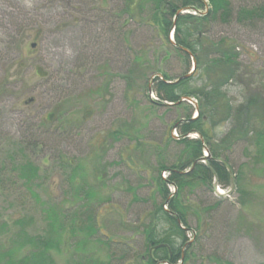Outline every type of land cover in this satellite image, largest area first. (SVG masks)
I'll return each instance as SVG.
<instances>
[{
    "label": "rangeland",
    "instance_id": "obj_1",
    "mask_svg": "<svg viewBox=\"0 0 264 264\" xmlns=\"http://www.w3.org/2000/svg\"><path fill=\"white\" fill-rule=\"evenodd\" d=\"M231 1L238 6L254 0ZM125 2L0 0V219L12 226L18 218H31L28 232H43V205L14 169L25 160L38 167L31 188L40 200L75 211L82 201L74 205L65 194L61 167L63 160L74 159L94 191L90 205L102 231L96 239L119 242L112 253L96 239L84 251L67 244L52 252L56 264H74L75 252L110 264H138L146 256L142 230L162 201L156 171L160 164L175 162L182 149L175 141V121L185 113L198 115V97L192 98L195 106L187 101L184 111L146 93L138 80L133 90L127 89L124 76L133 70L136 56L144 69L140 79L147 80L162 74L173 80L192 75L195 58L186 64L172 31L169 44L156 26L138 17L131 20ZM224 39L236 46L249 75L264 74V23L246 26L217 17L203 23L191 38L197 41L193 46L200 64ZM209 70L204 76L212 80ZM199 75L194 73L192 87L203 83ZM246 82L228 81L222 91L232 102L247 99L256 85ZM231 117L217 125L212 139L224 146L231 184L195 185L180 194L191 247L179 264L264 263V162H254L250 134L244 139L246 116ZM160 175L165 180L168 171ZM167 189L175 192L172 184Z\"/></svg>",
    "mask_w": 264,
    "mask_h": 264
},
{
    "label": "trees",
    "instance_id": "obj_2",
    "mask_svg": "<svg viewBox=\"0 0 264 264\" xmlns=\"http://www.w3.org/2000/svg\"><path fill=\"white\" fill-rule=\"evenodd\" d=\"M164 5L165 8L162 7ZM187 8L200 12L198 14L180 12ZM124 12L131 20L138 17L136 20L156 26L160 36L169 44L171 41L168 35L172 30L175 48L181 51L179 53H182L184 62L189 64V58H195L193 74L185 73L177 77L176 82L166 74L155 76L153 80L140 79L144 75V69L139 68L141 63H138L137 56L134 58L133 70L124 76L128 90H133L134 83L138 80L143 84L146 93L153 92L160 101L177 105L184 111H187L189 106L186 105V100H182L183 98L195 96L200 100L196 117L192 118L190 112L185 113V116L175 121L173 125L178 131L179 138L175 141H178L182 149L175 162L170 165L160 164L156 171L158 175L155 178V186L162 201L155 204V209L150 214L151 223L142 230L143 247L147 253L138 260V264H179L187 260L186 254L190 252L191 247L186 236L188 228L186 211L180 200L181 192L186 188L195 185L206 186L211 182L221 187L231 184V172L227 167V157L223 154L224 146L212 142L217 125L233 120L232 113L238 119L246 116L244 139L250 134L249 140L255 147L254 162H264V74L256 71L249 75L247 68L239 61L236 46L225 39L216 44L214 51L209 54L208 61L200 64L191 38L203 23L216 17L221 22L234 19L246 26L264 23V0H254L252 3L238 6H234L231 0H126ZM208 70L213 73L212 80L204 76ZM199 72L200 78L204 81L200 86L192 87L194 73ZM244 80H247L246 85L249 84V87L251 84L256 85V89H252V94L247 99L232 102L227 97L226 90L222 91L223 86L228 81L231 85H238ZM146 96L148 98L147 94ZM51 116L52 114H48L47 119ZM192 133L197 134V137L189 138L188 135ZM171 137L170 135L169 138ZM225 137L228 139L229 134ZM204 150L207 151V157L202 155ZM73 160H63L61 167L66 175L65 194L70 196V202L74 205L82 201L75 211L45 205L40 200L31 188L38 178V167L32 162L25 160L14 167L18 178L23 181L36 201L43 205L41 210L44 213L45 224L41 234L31 235L27 230L31 218H18L12 222V226L0 219V264H56L52 257L53 251L60 252L67 244H72L74 251H78V247L84 251L83 248L96 239L98 231L102 234L90 205L94 191L84 180L82 164ZM161 171H168L165 180L160 175ZM168 184L174 186V193H169ZM7 234L9 236L6 239ZM96 241L109 251L117 249L119 244L113 240L106 241L100 238ZM159 244L166 246L153 248ZM76 254L75 252L72 255L75 259L74 264H110L91 258L85 253ZM221 263L232 264L228 261Z\"/></svg>",
    "mask_w": 264,
    "mask_h": 264
},
{
    "label": "water",
    "instance_id": "obj_3",
    "mask_svg": "<svg viewBox=\"0 0 264 264\" xmlns=\"http://www.w3.org/2000/svg\"><path fill=\"white\" fill-rule=\"evenodd\" d=\"M31 47H34V44H31ZM177 81V80H176ZM158 246H165V244H159V245H157V246H155V247H158Z\"/></svg>",
    "mask_w": 264,
    "mask_h": 264
},
{
    "label": "bare ground",
    "instance_id": "obj_4",
    "mask_svg": "<svg viewBox=\"0 0 264 264\" xmlns=\"http://www.w3.org/2000/svg\"><path fill=\"white\" fill-rule=\"evenodd\" d=\"M194 62V61H193ZM195 64V63H194Z\"/></svg>",
    "mask_w": 264,
    "mask_h": 264
},
{
    "label": "flooded vegetation",
    "instance_id": "obj_5",
    "mask_svg": "<svg viewBox=\"0 0 264 264\" xmlns=\"http://www.w3.org/2000/svg\"><path fill=\"white\" fill-rule=\"evenodd\" d=\"M151 250V249H150Z\"/></svg>",
    "mask_w": 264,
    "mask_h": 264
}]
</instances>
